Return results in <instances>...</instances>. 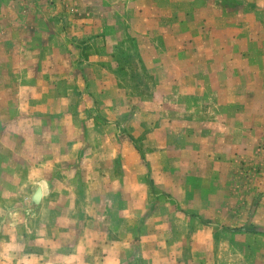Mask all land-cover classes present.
I'll use <instances>...</instances> for the list:
<instances>
[{"label": "crops", "instance_id": "1", "mask_svg": "<svg viewBox=\"0 0 264 264\" xmlns=\"http://www.w3.org/2000/svg\"><path fill=\"white\" fill-rule=\"evenodd\" d=\"M243 1L151 16L162 28L141 57L157 82L143 99L121 84L117 44L87 77L20 64L16 102L0 109V264H264V177L252 207L236 172L237 152L264 151V0ZM28 2L0 0L4 22L30 21ZM87 181L97 198L78 206Z\"/></svg>", "mask_w": 264, "mask_h": 264}, {"label": "rangeland", "instance_id": "2", "mask_svg": "<svg viewBox=\"0 0 264 264\" xmlns=\"http://www.w3.org/2000/svg\"><path fill=\"white\" fill-rule=\"evenodd\" d=\"M26 1H29L26 3L29 4L26 9H29V13L32 14V17L29 16L30 21L20 22L18 19L4 22L3 16L0 14V109H3L2 104L6 105L4 109H7L16 102L19 89L18 77L20 76V73H17L21 72L19 71L21 63L31 65L38 60L47 65L51 62L55 65L53 67H56L53 76H65L73 65L77 68L80 67L83 71L87 60L90 57L97 58L101 54L98 53L100 46L105 43L119 45V51L114 54L117 55V62H119L117 73L121 84L129 92L143 99L150 95L157 78L149 73L147 65L141 57V49L144 44L148 46L155 44L156 39L146 32L150 28H162V25L152 23L150 17L155 14L161 15L163 12L170 15L171 18L176 17L177 12L190 10L193 5V0H172L171 5L166 4L169 5L168 7L161 4L157 8H150L149 0ZM227 6L230 9H241L244 7V1L229 0ZM247 7L248 9L254 8V5L248 4ZM4 10L5 14L7 12L17 14L19 7L17 5L8 6L5 3ZM170 21L168 23L173 26L174 22L172 19ZM104 23L106 27L108 25L109 36L95 38L96 32L100 28H104ZM31 28L36 30L34 35L29 33ZM135 31L145 35L137 36ZM89 33L95 35L87 36ZM31 45L34 49L27 47ZM25 47L31 50L28 51ZM26 75L33 76V73L28 74L27 71ZM82 75L85 76L84 71ZM2 80H5L6 86L1 84ZM3 99L6 100L4 103H2ZM87 150L91 151L90 148ZM237 154L240 164L237 166L236 172L241 175L237 182L239 186H245L242 191L249 192L253 189L250 200H252V207H257L262 198V192L259 181L255 182V180L264 177V151L259 149L248 154L243 152H237ZM247 177H253L251 187H249L250 183ZM93 188L94 184L89 181L77 188L81 193L80 197L74 199V201L77 200L78 206L88 205L97 198ZM28 192V190H24L22 193L29 195ZM22 200L24 197L21 194L11 198V201L16 204ZM246 201L248 202L247 199ZM24 202L26 201L24 200ZM27 204L22 203L21 205L26 206L29 210V223L32 224L34 222V217H32L34 207Z\"/></svg>", "mask_w": 264, "mask_h": 264}, {"label": "water", "instance_id": "3", "mask_svg": "<svg viewBox=\"0 0 264 264\" xmlns=\"http://www.w3.org/2000/svg\"><path fill=\"white\" fill-rule=\"evenodd\" d=\"M42 198V190L39 188L33 197L34 202L39 203Z\"/></svg>", "mask_w": 264, "mask_h": 264}, {"label": "trees", "instance_id": "4", "mask_svg": "<svg viewBox=\"0 0 264 264\" xmlns=\"http://www.w3.org/2000/svg\"><path fill=\"white\" fill-rule=\"evenodd\" d=\"M241 230V228H239Z\"/></svg>", "mask_w": 264, "mask_h": 264}]
</instances>
